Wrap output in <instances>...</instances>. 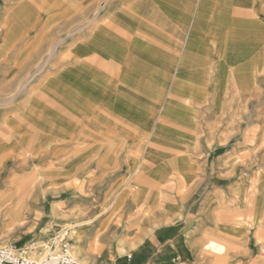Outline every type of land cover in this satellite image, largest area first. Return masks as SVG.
Wrapping results in <instances>:
<instances>
[{"label": "rangeland", "instance_id": "rangeland-1", "mask_svg": "<svg viewBox=\"0 0 264 264\" xmlns=\"http://www.w3.org/2000/svg\"><path fill=\"white\" fill-rule=\"evenodd\" d=\"M263 117L264 0H0V250L264 264Z\"/></svg>", "mask_w": 264, "mask_h": 264}, {"label": "built area", "instance_id": "built-area-1", "mask_svg": "<svg viewBox=\"0 0 264 264\" xmlns=\"http://www.w3.org/2000/svg\"><path fill=\"white\" fill-rule=\"evenodd\" d=\"M0 264H81L71 253L67 245L53 246L39 259H30L12 248L0 250Z\"/></svg>", "mask_w": 264, "mask_h": 264}, {"label": "crops", "instance_id": "crops-1", "mask_svg": "<svg viewBox=\"0 0 264 264\" xmlns=\"http://www.w3.org/2000/svg\"><path fill=\"white\" fill-rule=\"evenodd\" d=\"M181 234V233H180ZM176 236H174V240L171 241V238H166V239H160L156 236V234L154 233V235H150L148 237H146L143 242L140 244L138 251L141 252V250L148 252V254H150V257H156L159 254H161V252L164 250V248L171 247V248H176V241L175 238ZM171 241V242H170ZM145 245H148V247H145Z\"/></svg>", "mask_w": 264, "mask_h": 264}, {"label": "bare ground", "instance_id": "bare-ground-1", "mask_svg": "<svg viewBox=\"0 0 264 264\" xmlns=\"http://www.w3.org/2000/svg\"><path fill=\"white\" fill-rule=\"evenodd\" d=\"M202 68V67H201ZM224 94V93H223ZM248 95V94H247ZM262 117V116H261ZM264 118V117H263ZM182 156V155H181ZM191 156V155H190ZM181 158H183V157H181ZM178 159V158H177ZM189 161V160H188ZM151 162V161H150ZM177 164H178V162H177ZM182 164V163H181ZM148 165V164H147ZM187 166V165H186ZM192 166H193V164H192ZM188 167H189V165H188ZM191 168V167H190ZM180 169V168H179ZM192 169V168H191ZM139 171V170H138ZM179 172V171H178ZM175 173H176V171H175ZM187 173V172H186ZM135 175H137V173H135ZM179 177H181V176H179ZM166 178V177H165ZM177 179V178H176ZM183 180V179H182ZM180 181V182H179ZM179 183H181V180L179 179ZM127 202V201H126ZM150 211V210H149ZM262 215H263V211H262ZM257 220H259V218H256ZM262 219V218H261ZM264 221V220H263ZM262 221V222H263ZM259 223V222H258ZM263 227H264V222H263ZM262 225H260L261 227H262ZM259 226V227H260ZM262 227V228H263ZM261 238V237H260ZM75 252H76V254L78 255V252H77V250H74ZM204 251L205 252H207V253H209V254H211V255H222V254H224L226 251H227V245H225V244H221V243H219V242H217V241H214V240H211V241H209L206 245H205V248H204ZM78 258L80 259V262H82V264H91L90 262H88V261H85L84 260V258L83 257H81V256H79L78 255Z\"/></svg>", "mask_w": 264, "mask_h": 264}]
</instances>
